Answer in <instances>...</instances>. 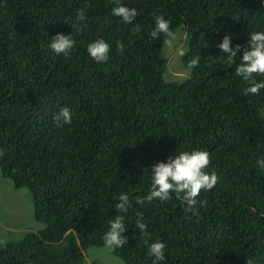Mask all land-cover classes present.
I'll list each match as a JSON object with an SVG mask.
<instances>
[{
	"label": "trees",
	"instance_id": "obj_1",
	"mask_svg": "<svg viewBox=\"0 0 264 264\" xmlns=\"http://www.w3.org/2000/svg\"><path fill=\"white\" fill-rule=\"evenodd\" d=\"M122 5L136 8L132 24L112 14L115 0H0V168L30 189L34 218L45 225L0 245V264H82L86 249L107 247L116 215L129 242L109 250L124 264H153L148 249L157 241L165 244L159 264H264V169L256 164L264 89L246 95L235 72L242 51L228 63L217 47L225 34L235 48L264 31V0ZM156 15L173 32L186 27L182 80L164 77L167 37L151 38ZM57 33L75 41L69 54L49 47ZM97 39L110 44L107 62L88 54ZM64 107L72 123L57 127ZM193 150L210 153L206 171L219 178L197 198L206 203L188 211L175 192L147 201L152 166ZM121 194L127 212L116 210Z\"/></svg>",
	"mask_w": 264,
	"mask_h": 264
},
{
	"label": "clouds",
	"instance_id": "obj_2",
	"mask_svg": "<svg viewBox=\"0 0 264 264\" xmlns=\"http://www.w3.org/2000/svg\"><path fill=\"white\" fill-rule=\"evenodd\" d=\"M116 6L112 8V14L120 17L125 23L132 24L138 12L136 8H128L122 5V0H115ZM134 31H140V26L135 25ZM160 34H164L167 39L165 43L171 46L176 39V33L170 30V21L161 15L155 16V29L151 32V38L158 39ZM231 36L225 34L222 41L217 45L224 53H227V62L232 63L238 53L242 51L241 62L236 67L237 76L247 81L249 87L246 89V95H259L260 90L264 89V80L257 81L254 77H264V31L251 32L245 46L237 44L235 48L231 46ZM75 41L71 35L57 33L52 37L49 47L58 55L69 54L74 47ZM119 51H124V45L117 44ZM110 44L104 39H97L90 43L87 47L88 54L96 62H107L110 53ZM200 57L197 56L190 61L189 67L195 68L199 65ZM264 112V109H262ZM54 122L57 127L71 124L72 113L70 108L64 107L56 116ZM211 163V155L206 150H193L178 152L170 155L167 162H157L152 166L151 191L147 195L146 200L152 201L159 199L165 201L171 198L170 193L175 192L182 194V200L187 206L188 211L195 212L197 204L203 206L206 201H198L202 190H212L218 183V176L213 172L209 174L206 170ZM258 167L264 169V157L257 159ZM2 173V171H1ZM3 176V174H2ZM119 203L116 204L117 212H127L129 206L128 194L119 196ZM141 199L137 203H143ZM136 227L141 233H146V225L141 222L138 216ZM126 231L125 217L116 215L114 220L110 221V228L104 235V241L107 247L115 249L121 248L128 244V237L124 235ZM7 241L0 239V245H6ZM149 254L154 257L153 264L165 260V244L163 242L151 243ZM247 264H251L248 260Z\"/></svg>",
	"mask_w": 264,
	"mask_h": 264
},
{
	"label": "rangeland",
	"instance_id": "obj_3",
	"mask_svg": "<svg viewBox=\"0 0 264 264\" xmlns=\"http://www.w3.org/2000/svg\"><path fill=\"white\" fill-rule=\"evenodd\" d=\"M175 33L173 44L169 46L164 41L162 49L168 59L164 73L167 80H182L189 74V69L184 67L181 61L186 49V27L179 28ZM44 226L34 218V198L30 189L16 188L12 179L2 176L0 168V238L6 241L18 240L26 232ZM109 249L111 248L105 246L86 249L82 264H124L123 260L112 254Z\"/></svg>",
	"mask_w": 264,
	"mask_h": 264
}]
</instances>
